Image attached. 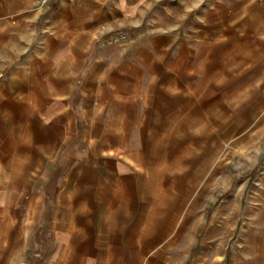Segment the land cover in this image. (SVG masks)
<instances>
[{
    "label": "crops",
    "instance_id": "obj_1",
    "mask_svg": "<svg viewBox=\"0 0 264 264\" xmlns=\"http://www.w3.org/2000/svg\"><path fill=\"white\" fill-rule=\"evenodd\" d=\"M182 1L0 0V264L255 257L264 6Z\"/></svg>",
    "mask_w": 264,
    "mask_h": 264
},
{
    "label": "rangeland",
    "instance_id": "obj_2",
    "mask_svg": "<svg viewBox=\"0 0 264 264\" xmlns=\"http://www.w3.org/2000/svg\"><path fill=\"white\" fill-rule=\"evenodd\" d=\"M161 2H165V1H161ZM182 2L184 3L185 10L189 13L188 21L190 20L191 16L194 13H197L202 10L214 9L215 7L222 8V9L231 8V9L236 10V9H241V8L251 9V8H257V7L264 6V0H183ZM217 2H223V4L217 3ZM122 36L125 37L124 40L121 39ZM127 39H128L127 33L123 32V33L116 35L113 38V42L115 44L123 45L127 41ZM103 42H105L106 45H102ZM108 43H109L108 39L104 38L100 41V46L106 47ZM250 167L251 166H245L244 168L240 169L241 174H239L241 177L240 181L245 180L244 178L248 177V174H249L251 185L248 187L246 191L242 193L243 199H245L246 201L250 198L249 196H251L253 200L257 198V196L251 192V188L254 186V184H256L259 174H257L255 170H250ZM235 173L236 171L234 170V177H235ZM257 195L259 196L260 194L258 193ZM223 196H224L223 193H216V197L218 198V203L221 200H223ZM258 200L259 201L262 200V196L258 197L256 201ZM213 210H214V207H211V208H208V210L206 211V215H205V219L207 220L206 227H208V224H209L208 221H209L210 216L213 214ZM241 229H242V225L240 224L238 225L237 231L240 232ZM236 236H234L233 239H230L228 243L229 244L227 247L228 255L225 256V260H223L224 256L216 257L220 259V263L221 264H264V240L258 242L259 246L256 245L257 252H256L255 257H254V254L252 255L249 254V256L242 255L243 257L242 256L239 257L234 253V251L236 247L238 246L242 247V245H240L238 239H236ZM196 258H197V254L192 255L191 257H186L185 264L193 263V261Z\"/></svg>",
    "mask_w": 264,
    "mask_h": 264
},
{
    "label": "built area",
    "instance_id": "obj_3",
    "mask_svg": "<svg viewBox=\"0 0 264 264\" xmlns=\"http://www.w3.org/2000/svg\"><path fill=\"white\" fill-rule=\"evenodd\" d=\"M51 0H35V4L37 5V7L42 10V11H45L48 7V3L50 2ZM121 39H125L124 36H122ZM102 45H106L105 42L102 43Z\"/></svg>",
    "mask_w": 264,
    "mask_h": 264
},
{
    "label": "bare ground",
    "instance_id": "obj_4",
    "mask_svg": "<svg viewBox=\"0 0 264 264\" xmlns=\"http://www.w3.org/2000/svg\"><path fill=\"white\" fill-rule=\"evenodd\" d=\"M28 114V113H27ZM28 116V115H27ZM26 127V126H25ZM32 127V126H31ZM62 130V129H61ZM60 130V131H61ZM31 131V130H30ZM28 133V132H27ZM27 135V134H26ZM58 135V134H57ZM28 136V135H27ZM32 136V135H31ZM60 136V135H59ZM43 144V143H42ZM45 144V143H44ZM44 144H43V146H44ZM43 146H41V148L43 147ZM43 149V148H42ZM242 191H243V189H242ZM236 193V192H235ZM237 195V194H236ZM234 200V199H233ZM234 202V201H233ZM237 202V201H236ZM234 205V204H233ZM251 207V206H250ZM237 209V208H236ZM249 212V211H248ZM244 213V212H243ZM240 214V213H239ZM259 226V225H258ZM223 245V244H222ZM236 254V253H235Z\"/></svg>",
    "mask_w": 264,
    "mask_h": 264
}]
</instances>
